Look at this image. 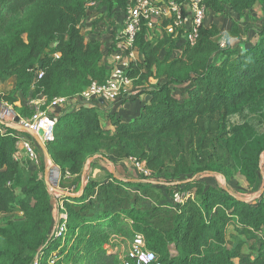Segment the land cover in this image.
<instances>
[{"label": "trees", "instance_id": "obj_1", "mask_svg": "<svg viewBox=\"0 0 264 264\" xmlns=\"http://www.w3.org/2000/svg\"><path fill=\"white\" fill-rule=\"evenodd\" d=\"M131 1L0 0V80L14 78L15 93L44 96L47 105L105 83L110 69L102 46L83 33L88 5L113 17ZM204 4L209 12L243 14L264 0ZM168 25L163 22L157 34L143 24L135 40L138 59L127 75L141 95L150 96L138 117L125 122L118 111L85 106L59 115L46 149L61 170L60 184L75 178L83 190L59 199L67 214L61 237L54 235L58 200L45 179L21 163L20 136L33 138L0 121V215L23 214L20 228L13 221L0 228V264H123L114 243L130 244L137 236L160 264H264V137L246 119L234 123L246 111L264 115L257 113L264 107V20L253 40L225 48L220 27L204 25L197 43L184 44L178 58L174 50L182 36L168 35ZM233 31L239 35L235 26ZM2 99L21 118L31 117L25 106L18 109L16 96ZM111 155L145 163L152 177L82 181L90 159ZM67 172L70 179H64ZM206 175L242 178L258 197L207 185ZM180 191L194 192V199L175 203Z\"/></svg>", "mask_w": 264, "mask_h": 264}, {"label": "built area", "instance_id": "obj_2", "mask_svg": "<svg viewBox=\"0 0 264 264\" xmlns=\"http://www.w3.org/2000/svg\"><path fill=\"white\" fill-rule=\"evenodd\" d=\"M209 10L204 4V0H132L125 14L124 30L115 38L113 46V66L110 69L109 78L105 83H92V85L81 94L74 97L55 98L49 104L50 107H68L78 109L79 107H100L102 102L107 101L111 104L110 111L115 112L121 108L128 88L132 86V79L127 75L131 66L136 64L135 40L141 32L143 24L147 25L151 31H158L163 22H168L166 30L174 35L175 38L182 36L185 44L195 45L200 38V31L206 23ZM223 47L222 40L219 41ZM58 57V56H57ZM136 61V60H135ZM37 78L43 77V72H37ZM39 115L33 121L25 120L18 116L10 107L0 110V121L9 126H22L31 132L39 135V131L44 132L40 137L44 145L54 141V129L57 119L54 116L44 115L46 110L37 109ZM7 117L12 118L13 123H8ZM16 117L20 118L19 123L15 122ZM22 146L27 159L34 163H39L38 144L35 140H23ZM138 174L145 178L152 177V171L145 163L139 162L134 158L127 159ZM48 180L50 183V193L58 202L56 212L57 226L54 231L55 237H61L66 231L67 214L62 202H59L63 195H67L59 190V185L63 175L58 166L49 163ZM70 173H66L64 179H70ZM78 195V194H77ZM254 194L252 199H256ZM189 199H194V192L180 191L173 195V201L182 204ZM107 249L111 252L112 248ZM123 264L134 262L136 264H160L157 255L148 250L142 236H137L128 246L125 255H121ZM33 264H39L38 259Z\"/></svg>", "mask_w": 264, "mask_h": 264}, {"label": "rangeland", "instance_id": "obj_3", "mask_svg": "<svg viewBox=\"0 0 264 264\" xmlns=\"http://www.w3.org/2000/svg\"><path fill=\"white\" fill-rule=\"evenodd\" d=\"M95 7L96 5L94 4L88 5L90 14L87 16V18L85 19L82 25L83 33L88 38H91V39L103 38L104 33H106V31L104 30L105 26L103 22H105L106 24H110V22L113 21L112 17L110 19V17L108 16L107 18L109 20H107L105 16V13L107 12L103 11L102 9L103 7L101 6H99V8H95ZM118 16L121 17V15H114L113 17H118ZM263 20H264V5L258 4L252 10L245 12L243 14L234 13L230 9H227L225 14H219L214 11H211L206 18V25L214 24L220 27V29L222 30L220 40H222L223 47L225 48L227 46L236 47L237 45L240 44V42L242 43L245 41H250L251 39L253 40L254 33L258 29L261 28ZM234 26L239 30V35H236V33H234L233 31ZM160 31L161 30L159 28L157 31V34L161 33ZM230 34H232L234 38H232L231 40H228L227 38ZM177 55L179 54L175 53V56ZM163 56L164 54L161 55V57ZM137 59H138V56H136V59L134 58V62L137 63ZM151 83L155 84L156 82L154 80H151ZM129 89L130 87L128 88V92H129ZM3 95L16 96L18 99L16 106L18 107V109H20V106H25L28 109V115L30 114L31 117H23V118L30 122L38 117L39 115V112L37 110L38 108H40V110L45 108V106L43 105L42 107H40L32 103L33 99L31 98V94H28V96L24 98L18 93H15V79L14 78L7 80V81L0 80V110L1 109L6 110V107H8V109L10 107L12 110L20 114L19 110H15L14 105H10L2 99ZM258 112H264V107L262 106V108L258 110L257 113ZM44 115H49V114L45 113ZM244 115H246V117ZM259 116H260V113L257 114L256 116V114H253V115L248 114V112L246 111L244 112L242 116L235 117L234 123L240 124V123H243L246 119L251 124L250 126L251 127L253 126L252 131H254V133H261L264 137V115H262L260 118ZM5 120H7L8 123H13L11 117H7V119ZM102 120H104L103 117H102ZM103 123L105 125H110V123L107 120L106 121L104 120ZM247 133H249V131ZM45 169H46L45 166H43L36 172L40 178L45 179V176H44ZM260 169H261L260 174L262 176L261 171L264 172V152L261 154ZM25 176L26 175L24 174L19 179L24 181ZM202 179L207 185H218L222 187H227L229 190H232L235 194H237L241 198L251 199L253 197V191H251L247 187V184L242 178H238L232 181H227L225 178L221 176H213V175L207 176L206 175ZM263 184L264 182L262 181L260 183L259 188H262ZM22 191L23 190L19 189L17 193L20 198L24 199L26 197L23 194L24 192ZM76 192L78 191H74V194H76ZM168 198H169V195H168ZM10 221L14 222V225L16 226V228H20L23 222V214L19 211H15L14 213H10V214H1L0 215V228L6 227L7 225H9L8 223ZM114 245L116 246L114 250L118 251L121 255L126 254L128 250V246H129L128 243H120V242L114 243ZM105 250L109 252L107 247Z\"/></svg>", "mask_w": 264, "mask_h": 264}, {"label": "crops", "instance_id": "obj_4", "mask_svg": "<svg viewBox=\"0 0 264 264\" xmlns=\"http://www.w3.org/2000/svg\"><path fill=\"white\" fill-rule=\"evenodd\" d=\"M258 5V4H257ZM95 8H99L98 5H96ZM104 12H106V8H102ZM211 12V11H210ZM209 12V13H210ZM208 13V15H209ZM90 14L88 10L87 16ZM115 15H121V17H112V20L110 24L104 23L105 26V31L103 38H96L101 46H102V52L104 54V59H103V64L107 66L108 69H111L113 66V46L115 42V38L117 35L124 30V23H125V14L124 13H116ZM105 16L107 18V13H105ZM111 19V17H110ZM107 20H109L107 18ZM84 23V22H83ZM206 25V23H205ZM208 26V25H206ZM109 32V33H107ZM168 35H171L167 30H166ZM175 37V36H174ZM184 40L180 39L179 44L177 45V49L174 50V57L178 58L180 57L183 51L184 47ZM180 51V53H179ZM175 53L179 54L175 56ZM155 85V84H153ZM141 89L134 88L133 86L130 87L129 92L125 94L124 100L126 103L121 106L120 109H118L119 112V117L125 121V122H130L136 117H138L141 113V110L144 105L148 104L150 101V96L147 94H140ZM32 103L36 104V106L42 107L45 106L44 109L50 116H54L56 119H58L59 115H61L65 111H73L75 108H71L70 106L68 107H50L49 105L46 104V98L44 96H39L38 99H35L32 101ZM104 111H110L111 109V104L108 103L107 101L102 102ZM112 128V127H111ZM23 140H31L27 136H20V154H21V163H24V168L27 173H36L41 167L44 165L46 166L45 168L49 166V159L45 155V153L42 151V149L38 150L39 154V163L34 164L30 162L23 150L22 146V141ZM36 143V141H35ZM37 144V143H36ZM45 169V173H46ZM114 175L117 178H122L125 180L129 179H138L140 178V175L138 172L132 167V165L128 162V160H123V161H118L114 155L109 156V159H106L104 157H96L94 158L88 165V170L86 173V177H90L92 180H97V181H108L109 176ZM45 176V175H44ZM263 182H264V175H262ZM75 178L68 180L65 184L66 186H62L61 184L59 185V190L61 192L66 193L68 196H73V195H79L82 190V186L78 183H76ZM84 180L82 176V181ZM83 185V184H82ZM77 187L79 188L77 190ZM74 191H78L77 194H74ZM263 191V189H262Z\"/></svg>", "mask_w": 264, "mask_h": 264}, {"label": "water", "instance_id": "obj_5", "mask_svg": "<svg viewBox=\"0 0 264 264\" xmlns=\"http://www.w3.org/2000/svg\"><path fill=\"white\" fill-rule=\"evenodd\" d=\"M19 121H20V118H19V117H16L15 122L18 124ZM14 128L17 129V130H19V131H23V132L28 133V134H29V135H30V136L36 141V143H37L38 146L42 149V151L45 153V155L48 157L51 166L54 165V163L50 160V156H49V154H48V152H47L46 145H44L43 142H42L41 139H40V137H43V136H44V132H43L42 130L39 131V135H36L35 133L31 132L29 129H27V128H25V127H22V126H15ZM39 136H40V137H39ZM96 157H101V156H96ZM96 157H94V158H96ZM94 158L90 159V160L87 162V164H86V166H85V168H84V171H83V178H85V176H86V173H87V170H88V165H89V163H90ZM49 168H50V167L48 166L47 169H46V173H45V181H46L48 187L50 188V183H49V180H48ZM261 173H262V175H264V172H263V171H261ZM225 188L227 189V187H225ZM227 190H228V189H227ZM82 191H83V190H82ZM257 195H258V194H257ZM253 200H254V198H253Z\"/></svg>", "mask_w": 264, "mask_h": 264}]
</instances>
